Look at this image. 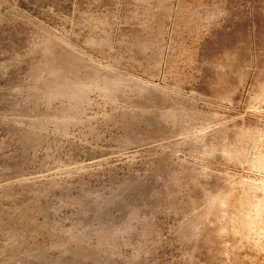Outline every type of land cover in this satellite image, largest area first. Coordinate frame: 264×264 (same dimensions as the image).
Instances as JSON below:
<instances>
[{
	"label": "rangeland",
	"instance_id": "374dc122",
	"mask_svg": "<svg viewBox=\"0 0 264 264\" xmlns=\"http://www.w3.org/2000/svg\"><path fill=\"white\" fill-rule=\"evenodd\" d=\"M0 264H264V0H0Z\"/></svg>",
	"mask_w": 264,
	"mask_h": 264
},
{
	"label": "bare ground",
	"instance_id": "6f19581e",
	"mask_svg": "<svg viewBox=\"0 0 264 264\" xmlns=\"http://www.w3.org/2000/svg\"><path fill=\"white\" fill-rule=\"evenodd\" d=\"M249 226V225H248Z\"/></svg>",
	"mask_w": 264,
	"mask_h": 264
}]
</instances>
